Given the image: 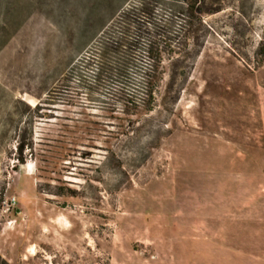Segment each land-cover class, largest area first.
I'll return each mask as SVG.
<instances>
[{
    "label": "rangeland",
    "instance_id": "1",
    "mask_svg": "<svg viewBox=\"0 0 264 264\" xmlns=\"http://www.w3.org/2000/svg\"><path fill=\"white\" fill-rule=\"evenodd\" d=\"M134 2L0 0V260L264 264V0L176 14L152 111L98 54Z\"/></svg>",
    "mask_w": 264,
    "mask_h": 264
},
{
    "label": "trees",
    "instance_id": "2",
    "mask_svg": "<svg viewBox=\"0 0 264 264\" xmlns=\"http://www.w3.org/2000/svg\"><path fill=\"white\" fill-rule=\"evenodd\" d=\"M159 10L166 12L164 20L158 18ZM223 10L224 4L221 0H135L122 12L123 27L114 29L106 36L108 50L106 48V51L98 53L99 57L106 59L110 56L113 53L110 47L124 48L122 53L115 52L116 55L121 56L120 68L110 69V71H115L116 75L123 80L128 78L131 71L139 73L141 81L137 88L143 96L135 100V105L152 111L155 93L163 81V57L169 53H176L172 50L174 49L172 37L176 33L173 28L174 16L178 18L176 14H179L189 20L198 18L202 23L203 17ZM132 20L134 24L131 26L129 23ZM181 20L185 22V25L181 24L179 32L183 35V31L186 30L184 34L186 35L189 24L186 19ZM157 22H160L161 26ZM194 39L197 41L194 45L197 50L193 53V59H196L200 54L201 45L198 43L199 37L195 36ZM240 56L245 61H249L246 54L240 53ZM141 63L145 64L141 65ZM253 63L255 68H264V31L253 53ZM123 85L125 89L128 86ZM0 264L8 263L1 261Z\"/></svg>",
    "mask_w": 264,
    "mask_h": 264
},
{
    "label": "built area",
    "instance_id": "3",
    "mask_svg": "<svg viewBox=\"0 0 264 264\" xmlns=\"http://www.w3.org/2000/svg\"><path fill=\"white\" fill-rule=\"evenodd\" d=\"M15 202H16V200H15V199H13L11 203H12V204H15Z\"/></svg>",
    "mask_w": 264,
    "mask_h": 264
}]
</instances>
